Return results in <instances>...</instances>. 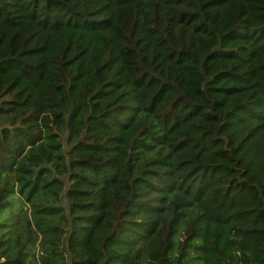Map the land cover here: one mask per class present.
I'll return each mask as SVG.
<instances>
[{
    "label": "trees",
    "instance_id": "1",
    "mask_svg": "<svg viewBox=\"0 0 264 264\" xmlns=\"http://www.w3.org/2000/svg\"><path fill=\"white\" fill-rule=\"evenodd\" d=\"M2 259L264 264V0H0Z\"/></svg>",
    "mask_w": 264,
    "mask_h": 264
},
{
    "label": "rangeland",
    "instance_id": "2",
    "mask_svg": "<svg viewBox=\"0 0 264 264\" xmlns=\"http://www.w3.org/2000/svg\"><path fill=\"white\" fill-rule=\"evenodd\" d=\"M28 208H31V206L26 202L25 197L15 191L14 193L10 194L9 205L2 213L1 219L4 217H9L12 223H16L21 216H27ZM3 261L4 259L1 260L0 264H3Z\"/></svg>",
    "mask_w": 264,
    "mask_h": 264
}]
</instances>
